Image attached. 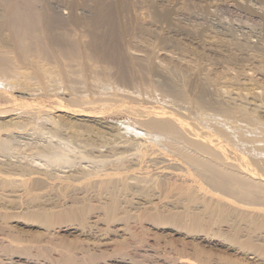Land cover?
Returning a JSON list of instances; mask_svg holds the SVG:
<instances>
[{
  "label": "bare ground",
  "instance_id": "obj_1",
  "mask_svg": "<svg viewBox=\"0 0 264 264\" xmlns=\"http://www.w3.org/2000/svg\"><path fill=\"white\" fill-rule=\"evenodd\" d=\"M61 1L0 0V264H148L165 230L179 245L158 264H264V45L188 31L185 0H136L151 18L128 24L130 0ZM180 29L208 67L166 49ZM112 90L145 105L105 118Z\"/></svg>",
  "mask_w": 264,
  "mask_h": 264
},
{
  "label": "rangeland",
  "instance_id": "obj_2",
  "mask_svg": "<svg viewBox=\"0 0 264 264\" xmlns=\"http://www.w3.org/2000/svg\"><path fill=\"white\" fill-rule=\"evenodd\" d=\"M56 1H58L60 4H61V0H56ZM131 1V3L133 4V10H131V11H129L128 13H127V15H126V17H125V21H126V23L128 24L129 22H130V17H131V14H133V13H139L140 15L141 14H143L144 13V16H146L145 14H150V13H148V12H146V10L145 9H141V8H138V6H137V1L136 0H130ZM194 1V2H193ZM199 0H190V1H184L183 2V4L181 3H179L180 5H184L185 4V6L184 7H182V6H180V5H178L179 7H181V8H179V10L177 9V11H179V12H177L176 14H177V17H178V19H180V22L182 23V25H185V27L187 26V28H190V30H188V31H191L193 28H202V30H204L203 31V34L205 33H209V32H225V31H231V32H229L233 37H235V38H240V39H242V40H250V41H252V42H254V40H255V42H257V41H260L261 43H259V44H261L262 46L264 45V2H261V1H259V0H221V1H219V2H216L215 3V5L213 4V6H212V4L209 6H207V5H202L203 4V2H201V1H199ZM225 1V2H224ZM256 1V2H255ZM260 3H259V2ZM57 2V3H58ZM186 2V3H185ZM196 2V3H195ZM221 2V3H220ZM56 3V4H57ZM58 3V4H59ZM195 3V4H194ZM200 3V5H198ZM246 3V4H245ZM59 4V5H60ZM188 4V5H187ZM254 4V5H253ZM62 5H63V7H62ZM61 5V12L63 13L64 11H66L67 9H66V7L64 6V4H62ZM200 6V7H199ZM204 6V7H203ZM254 7L253 9L255 10V6L256 7H259L261 10H255V11H252L251 9H250V7ZM262 6V7H261ZM186 7H188V8H186ZM216 7V8H215ZM80 7H78L77 9V11L78 12H81V9H79ZM184 8V9H183ZM186 8V9H185ZM203 10H202V9ZM213 8V9H212ZM180 10H182V12L180 11ZM190 10V11H189ZM229 10V11H228ZM183 11H185V12H183ZM226 11V12H225ZM84 11H82L81 13H82V15L83 14H86L87 12H84ZM146 12V13H145ZM238 12V13H237ZM233 14V15H232ZM147 15V16H148ZM261 17V18H260ZM146 18H151V14L148 16V17H146ZM206 20V21H205ZM198 25V26H197ZM195 26V27H194ZM209 26V27H208ZM206 27V28H205ZM207 27H208V30H207ZM263 27V28H262ZM223 28V29H222ZM212 29V30H211ZM232 29V30H231ZM187 30H183L182 31V29H180V34L178 35V37L177 38H179V41L181 40V43L180 42H178L177 41V43H172V42H169V44L171 45H168V47L166 48V47H164V46H161V47H164V48H166V49H174V46H175V49L173 50V53H175L174 55H176V54H180L182 51H184L183 53H181V54H183V55H185L184 53H186V50H187V56L185 55L184 57H185V59H189V61H187V62H189V64H191V65H196V66H199V67H201L202 65H204V68H205V66L206 67H208V63H209V61H207L208 63H206V60L205 59H207V58H202L203 60L202 61H200L201 59H196V58H199L198 56H196L197 54L190 48L191 46H193L192 44L193 43H191L192 41H193V39H194V37L195 36H192V34L193 33H187L188 31ZM214 30V31H213ZM216 30V31H215ZM233 31V32H232ZM79 32H81V31H79ZM185 33V34H184ZM182 34V35H181ZM194 35V34H193ZM186 37V38H185ZM191 37V38H190ZM133 38H135V40H136V38H140V40H138V41H141V37H140V35H139V37H138V35L135 37H133ZM180 38H182V39H180ZM186 40H185V39ZM200 39H201V37H199ZM130 38L128 37L127 38V40H129ZM192 39V40H191ZM127 40H125V42L127 41ZM182 40H183V42H182ZM190 40H191V42H190ZM133 41V40H132ZM185 41V42H184ZM130 42V41H129ZM129 42H127V43H129ZM194 42V41H193ZM131 43V44H130ZM128 45L126 44V46H131L132 47V45L134 44L135 45V42H130ZM185 43H186V45L188 46H186L185 45ZM133 45V46H134ZM160 45H162V44H160ZM159 46V45H158ZM157 46V48H159ZM173 46V47H172ZM180 46V47H179ZM186 46V47H185ZM160 47V48H161ZM263 48H264V46H263ZM175 50H177V52L175 51ZM180 51V52H179ZM263 51H264V49H263ZM194 53H195V55H194ZM178 54V55H179ZM180 54V55H181ZM178 55H176V56H178ZM179 55V56H180ZM264 52L262 53V55H261V61H263V63H264ZM181 57V56H180ZM201 58V57H200ZM196 60V61H195ZM199 60V61H198ZM208 60V59H207ZM195 61V62H194ZM196 62H197V64H196ZM250 62V61H249ZM248 61L247 62H244L243 64H245V63H249ZM90 63H92V64H94L97 68H102L104 65H107L108 64V62H107V60H104V59H102V58H100L98 55H95V57H93L92 59H91V61H90ZM208 64V65H207ZM213 64V63H212ZM250 65H252V67H253V64H250ZM209 67H211V65L209 66ZM213 67H217V71H220L221 69H220V67H221V65L219 64V62L218 61H214V65H213ZM249 71H251L252 73H253V75H254V78L256 79V80H258V82L259 81H263V77H262V74L261 75H259L258 73H256V72H258V71H256L255 73H254V71H252L251 69L249 70ZM203 72H205L204 70H203ZM259 72H261V73H264V70L263 71H259ZM222 73V72H221ZM221 73L220 72H218V74L217 75H219L218 76V78H217V80H220L221 78H220V76H221ZM216 75V74H215ZM214 74L212 75V77H214L213 79L215 80L216 78V76H215ZM264 75V74H263ZM175 76H173V78H174ZM259 79H258V78ZM28 80L29 81H32V82H35V78L33 77V75H29V77H28ZM217 80H215L216 82H217ZM138 79L137 80H135L134 82L135 83H132V84H130V85H125V84H123L124 85V87H131L133 84L135 85L134 87L132 86V88H130V90H133V89H136V88H138L137 90L138 91H140L139 90V84H138ZM109 82H111L110 83V86L113 88L115 85H116V81H115V76H112L111 77V79H110V81ZM137 82V83H136ZM117 84H119V82H117ZM139 85V86H138ZM118 86H120V85H118ZM137 86V87H136ZM136 87V88H135ZM114 89H116V88H114ZM140 89H141V87H140ZM95 90H97V89H91V90H85L83 87H80V89L78 90V91H82V92H80V93H83V94H86V95H92V93H94L95 92ZM115 90H112L111 92H114ZM116 92V91H115ZM114 92V96H112V97H117L116 98V100H119V98H120V100L117 102V103H115V104H113L112 106H111V108L113 107H115V105H116V107L114 108V110L112 109L111 111L109 110L108 111V113L106 112L105 113V118H108V119H111V120H117V121H122V120H126L127 119V116H129V115H126V113L128 114V112L127 111H124L125 109V107L127 106V104L124 106L123 104H121V103H124V102H126V100H127V102H128V100H129V102L131 101V103H129V105H145L143 102H141L142 101V97H145L144 95H142V97H140V99H141V103H139V101H138V99H139V96H137L138 97V99H133V101H132V99L131 98H127V97H123V95H119V92L117 91L116 93H118V94H116ZM115 94L117 95V96H115ZM119 97V98H118ZM38 98V99H37ZM34 101L35 102H37V103H39V104H41V105H43V106H50V107H54V105L52 104V102H51V97H50V99H48V96H38V97H34ZM115 99V98H114ZM121 99H123V100H121ZM144 99V98H143ZM38 100V101H37ZM135 100H137L138 101V103H136L135 102ZM144 101V100H143ZM51 102V103H50ZM121 102V103H120ZM134 104H133V103ZM44 103V104H43ZM120 103V104H119ZM46 104V105H45ZM119 105H121V106H119ZM128 105V106H129ZM124 107V108H123ZM110 108V109H111ZM118 110H119V112H118ZM121 110H123V112L121 111ZM114 111V112H113ZM117 111V112H116ZM113 112V113H112ZM112 117V118H111ZM116 118V119H115ZM118 118V119H117ZM63 170V169H62ZM166 232H168V230H165L162 234V236H159V238H155L154 236H152V235H149L148 237H146L145 238V246L147 247V248H149V249H152V251H150V252H152V254H154V255H156L155 257H154V259L156 260H158L159 258H160V260H158L157 262L156 261H147L148 262V264H158V262L159 261H162V260H164V258L165 259H167V260H171V259H173V260H175V258H176V247L179 245V240H180V237L178 238V235H173V236H171V235H167L166 236ZM135 233V232H134ZM165 233V234H164ZM139 235L137 236V235H135L131 240L129 239V241L132 243V245H131V247H133L134 246V244L135 243H137L136 242V240L137 239H139ZM157 237V236H156ZM170 241H171V243H170ZM105 252V251H104ZM110 253L111 251H106L105 252V254L106 253ZM104 254V255H105ZM41 259H42V257H40ZM105 258L106 257H101V258H99L100 260H98L97 259V261L95 262L96 264H130V263H128V262H125V263H123V262H120V261H118V258H115V257H110V258H112V259H110L108 256H107V258H106V260H105ZM115 258V259H114ZM163 258V259H162ZM44 259V258H43ZM152 259V258H151ZM46 260V259H45ZM48 261V260H47ZM48 262H50V261H48ZM134 262V263H133ZM133 262L131 261V264L133 263V264H141L142 262H139L138 260H133ZM151 262V263H150ZM156 262V263H155ZM41 263H45V264H49V263H46L45 261H41ZM50 264H52V263H50ZM55 264V263H54ZM57 264H69V263H65V262H60V263H57ZM143 264V263H142ZM147 264V263H146Z\"/></svg>",
  "mask_w": 264,
  "mask_h": 264
}]
</instances>
